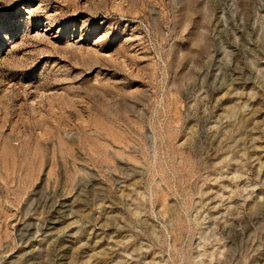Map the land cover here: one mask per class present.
Segmentation results:
<instances>
[{"label":"rangeland","instance_id":"374dc122","mask_svg":"<svg viewBox=\"0 0 264 264\" xmlns=\"http://www.w3.org/2000/svg\"><path fill=\"white\" fill-rule=\"evenodd\" d=\"M0 264H264V0H0Z\"/></svg>","mask_w":264,"mask_h":264}]
</instances>
